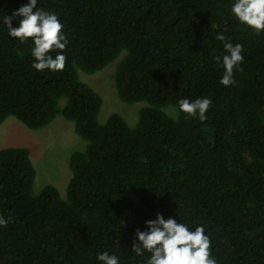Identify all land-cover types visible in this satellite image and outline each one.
<instances>
[{"label": "trees", "instance_id": "obj_1", "mask_svg": "<svg viewBox=\"0 0 264 264\" xmlns=\"http://www.w3.org/2000/svg\"><path fill=\"white\" fill-rule=\"evenodd\" d=\"M29 2L0 0V125L63 115L86 145L70 156L65 197L52 184L34 192L27 147L0 149V264H102L105 251L146 264L132 245L158 213L203 226L217 264H264V32L235 19V0H38L69 44L63 71H37L33 41L2 22ZM221 32L243 45L232 86L213 59L226 54ZM117 58L118 97L147 101L134 126L116 112L99 121L103 98L80 77ZM182 98H210L207 119L181 112Z\"/></svg>", "mask_w": 264, "mask_h": 264}, {"label": "clouds", "instance_id": "obj_2", "mask_svg": "<svg viewBox=\"0 0 264 264\" xmlns=\"http://www.w3.org/2000/svg\"><path fill=\"white\" fill-rule=\"evenodd\" d=\"M38 0H30L28 4L13 11L11 15L3 17V24L7 26L8 34L26 43L33 41L32 56L35 62L32 67L37 71L50 70L63 71L66 67L67 57L65 50L69 44L64 24L54 12L39 9ZM231 13L241 24L251 28L254 33L264 32V0H235ZM15 17H23L18 27H13ZM223 42L224 55L214 56L213 59L224 67V74L220 83L232 86L237 83L234 71H243L241 65L244 61L243 45L232 43L231 37H226L223 32L215 37ZM56 52L55 58L51 55ZM212 105L210 98H197L190 101L187 98L179 100V110L188 117H198L199 120L207 119L206 113ZM10 218L0 215V226H7ZM147 231L136 230L138 242L132 245L136 256L149 255L146 264H217L212 255L211 239L205 234L203 226L195 230L174 218L165 219L158 213L154 220L146 221ZM97 259L102 264H119L116 255L107 251L98 254Z\"/></svg>", "mask_w": 264, "mask_h": 264}, {"label": "rangeland", "instance_id": "obj_3", "mask_svg": "<svg viewBox=\"0 0 264 264\" xmlns=\"http://www.w3.org/2000/svg\"><path fill=\"white\" fill-rule=\"evenodd\" d=\"M117 61L118 58L94 73L80 72V77L103 98L99 121L104 122L110 113L116 112L129 125L134 126L140 108L147 105V101L127 103L118 97L114 85ZM165 110L174 117L177 113L173 106L165 107ZM85 145L86 140L75 131L74 122L63 115H58L48 126L40 129L29 128L14 116L7 117L0 125V149L7 146H24L29 149L36 169L33 185L36 193L46 184H52L65 197L72 177L70 156L76 150H83Z\"/></svg>", "mask_w": 264, "mask_h": 264}]
</instances>
